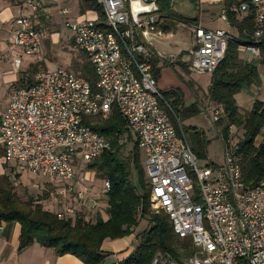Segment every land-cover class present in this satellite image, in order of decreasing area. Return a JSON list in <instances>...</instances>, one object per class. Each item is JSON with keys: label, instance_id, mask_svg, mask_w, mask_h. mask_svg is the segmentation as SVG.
<instances>
[{"label": "built area", "instance_id": "2783aa9c", "mask_svg": "<svg viewBox=\"0 0 264 264\" xmlns=\"http://www.w3.org/2000/svg\"><path fill=\"white\" fill-rule=\"evenodd\" d=\"M24 2L32 13L44 9L43 0ZM96 2L102 7L103 21H69L66 27L74 48L93 66L97 93L75 72L60 66L38 73L33 80L23 75L0 124L4 163L20 175L46 178L66 197L74 196L84 205L85 192L70 185L79 179L77 165L98 160L111 149L86 120L107 119L116 108L145 153L153 212L165 213L177 238L190 239L192 244V256L181 262L158 253L151 264H264V181L254 188L245 185L236 146L226 148L223 166L202 163L182 126L177 129L173 124L174 114L157 88L151 64L149 47L162 36L156 4ZM138 3L150 8L137 10ZM230 12L253 24L252 31H244L248 39L239 51L259 56L264 46V0H232ZM15 24L14 44L27 56L39 55L43 39L30 18H18ZM194 40L192 70L212 75L234 35L197 27ZM14 65L21 70L20 59ZM208 113L213 122L223 117L217 107ZM103 187L107 193L110 183L104 181ZM71 214L73 209L66 207L58 217ZM141 218L139 212L137 219Z\"/></svg>", "mask_w": 264, "mask_h": 264}, {"label": "trees", "instance_id": "16d2710c", "mask_svg": "<svg viewBox=\"0 0 264 264\" xmlns=\"http://www.w3.org/2000/svg\"><path fill=\"white\" fill-rule=\"evenodd\" d=\"M8 1L13 4L17 0ZM82 1L85 9L96 12L100 20H104L102 7L96 0ZM155 4L158 8L157 26L164 33H176L179 25L188 23L185 17L174 11L173 0H156ZM224 7L228 12V22L238 35L229 43L224 60L211 75L208 96L210 102L223 111V117L217 125L221 128L220 134L226 147L229 146L231 128L243 129V138L236 145V153L241 157L245 185L254 188L264 181V141L257 144L258 137L264 134V104L256 102L251 112L242 115L235 100L238 93L259 77L256 64L241 60L239 51L248 39L244 31H252L253 24L251 19H239L230 12L232 0H224ZM261 55L264 56V46ZM152 56L153 76L157 84L160 77L159 59L153 53ZM75 73L91 86L93 93H97V77L89 61L81 68L76 67ZM160 93L174 114L171 118L175 127L178 129L181 125L189 136L195 155L200 160H208L210 141L205 133L194 126H183L184 122L200 115V107L195 103L186 106V97L180 89ZM86 124L111 145V149L100 159L87 165L99 180L110 183V190L106 193L108 221L98 218L96 223H91L82 216H76L75 220L69 216L60 219L56 213L45 210L41 201L33 197L23 201L14 191L12 182L8 178H0V226L19 224L18 252L38 244L53 250L58 257L71 255L83 264H105L110 255L102 249L104 242L134 235V229L139 226L137 217L141 212L142 218L148 219L149 227L136 236L134 251L121 264H151L158 253L170 254L179 262L192 256L191 240L178 239L169 217L151 210V188L145 178L137 142L133 143L127 157L122 155L124 137L128 136L130 142L133 139L118 110L113 108L107 119H88ZM0 155H4L3 151Z\"/></svg>", "mask_w": 264, "mask_h": 264}, {"label": "crops", "instance_id": "0c3cea01", "mask_svg": "<svg viewBox=\"0 0 264 264\" xmlns=\"http://www.w3.org/2000/svg\"><path fill=\"white\" fill-rule=\"evenodd\" d=\"M191 3L197 7V10L199 6H207L209 8H215L222 4L224 6V0H191ZM43 4L44 9L41 12L32 13L26 7L24 0H17L13 4L8 0H0V87L8 94L5 111L9 106L10 96L19 88L23 75H28L33 80L40 71L52 70L56 66L62 67L60 59L73 50L72 33L66 27V22L100 18L96 12L85 9L82 0H43ZM64 11H68V14H64ZM21 17L30 18L33 28L42 35L43 48L39 55L27 56L22 48L14 44L15 22L16 19ZM237 17L243 19V16ZM187 21H190V23L193 22L191 19H187ZM219 24L218 22L212 24L209 20H202L199 18V21L197 23L193 22L192 26L194 28L201 27L206 30L229 29L228 25L227 28H224ZM194 45V34L191 32H177L176 34L156 38L153 45L149 48L151 53L156 55L159 59L158 68L160 69V77L157 82L161 79L162 72L170 68L167 65L173 64L176 60L181 59L180 61L184 64L190 63L189 66L192 70L191 52L194 49ZM240 53L245 54V58L242 57L244 62H254L256 64L259 73L258 79L251 86L244 88L235 96L239 112L245 115L253 110L256 102L264 104V56H262L261 53L259 56L252 57L246 52L240 51ZM15 59H20L22 62L21 70L19 71L15 68ZM72 61L73 54L72 60H70V64H68L70 68L67 70H71ZM193 72L192 70V73ZM192 75L193 74H191L190 77ZM199 75L201 76L197 78L192 77L191 79L201 87L203 91L209 89L212 76L208 74ZM170 89L171 87H169V84L166 85L165 90ZM194 98L195 97L189 95L186 100L187 102L189 101V103L191 102L190 104L192 105L196 103V101H193L195 100ZM186 106L189 105L186 103ZM200 110L203 112L201 107ZM208 161L215 166L221 167L225 164V155L219 160L214 161L211 159L209 152ZM92 176L93 175L89 173H77L76 177L79 179H76L74 183L70 184L76 191L85 192L88 200L82 205L75 199L77 203L74 204L73 214L66 215V217L69 216L75 220L76 216H82L86 222L91 223H96L98 218H101L104 222L108 221L109 206L106 192H104V181L95 179L93 182H90L91 180H89V186L82 187L81 185L84 181H87L88 178L91 179ZM62 190L63 189L58 192V195L61 199L64 198L63 201L65 203L58 201L56 204L51 203L50 206L45 204V210L58 215V213H62L66 209L69 197H66L67 195H65ZM20 231L21 228L19 224H2L0 226V264H83L71 255L58 257L53 250L45 249L38 244H34L19 253ZM133 239H135V235L116 241L106 240L102 249L109 254L110 257L105 263H113L114 258L112 259L111 255L114 254L121 253L122 255L120 256L126 254L129 256L134 250L132 248L135 242ZM120 256H117L116 259L122 260Z\"/></svg>", "mask_w": 264, "mask_h": 264}, {"label": "rangeland", "instance_id": "374dc122", "mask_svg": "<svg viewBox=\"0 0 264 264\" xmlns=\"http://www.w3.org/2000/svg\"><path fill=\"white\" fill-rule=\"evenodd\" d=\"M173 7L175 12L180 14L181 16L185 17L186 19H191L193 22L197 23L199 21V18L202 20H209L212 24L213 23H220L219 25L221 27L227 28V25L229 29V32H231L234 36H237L236 30L231 27L230 23L228 22V16H226V19H224V13L226 11L225 7L222 5H218V7L215 8H209L207 6H199V9L197 10V7H195L191 0H173ZM192 22V23H193ZM192 23L190 21L186 24L179 25L177 32H184L189 33L191 32L194 34V27L192 26ZM214 26V25H213ZM159 31L162 33V36H167L171 34L176 33H169L166 34L163 31L159 29ZM161 36V37H162ZM155 40L153 41V43ZM73 50H71V53L68 52L63 58L60 59V62L62 63L61 66L65 69L70 68L69 61L72 60V54H73V61L71 64V70L76 72V67L81 68L84 63L88 62V59L86 56L80 52H78L74 45ZM70 51V50H69ZM183 56V55H182ZM240 57L242 60V57L245 58V54L240 53ZM181 60V59H180ZM176 60L173 64H168L167 66L170 67L165 72H162L161 79L157 82V88L161 91H166V85L169 84V87L171 89H180L183 91L184 95L189 97V95L195 97L193 101H196L195 104H197L199 107L202 108L203 112L200 113L196 118L193 120L184 122L185 128L194 126L197 127L199 130L203 131L207 137V139L210 141V145L208 146V156L210 152V157L212 160L216 161L219 160L223 155H225L226 151V145L224 144V141L222 139V136L220 134L221 128L217 125V122H213L208 112L211 111L214 107V104L210 102L209 96H208V89L202 90L201 87H199L191 78H197L201 75H199L196 72L192 73V70L190 69L189 64H184L182 61ZM169 62V61H168ZM46 70L40 71L45 72ZM193 74L191 77L190 75ZM21 86V85H19ZM165 87V88H164ZM206 88V87H205ZM8 97L7 92H4L3 88L0 87V120L1 117L4 114L5 108H6V99ZM187 105H191L189 101L187 102ZM194 104V103H193ZM195 123V124H194ZM244 131L242 128H231L230 133V141L229 146H236L243 138ZM133 142L128 141V136H125L122 143L124 144V149L122 152V155L127 157L129 153L131 152L133 148V143L136 141V137L132 135ZM190 140L189 136H187ZM191 141V140H190ZM264 141V135H261L257 139V144H261ZM145 160V153L141 152V161L142 163ZM202 163H210L208 160H201ZM202 163H199V168H202ZM212 164V163H211ZM214 165V164H212ZM215 166V165H214ZM78 170L77 173H89L93 175L90 178H88L87 181H84L81 184L82 187L89 186L88 184L90 182H93L95 179L99 180L97 178V175L95 172L90 171L87 168V164L79 163L77 165ZM17 176H20L19 179H17ZM8 178L10 182H12L14 191L16 194L23 200L26 201L28 197H33L35 200L41 201L43 206L45 207L47 204L50 206L51 203H57L60 201L61 203H65L63 200L59 197L58 192L61 189H58L54 187L53 185L49 184L48 180L44 177H29V176H23L18 175L15 168H13L10 165H7L4 163L3 159L0 158V178ZM91 180L90 182H88ZM99 183V182H98ZM82 190V189H81ZM102 191V190H101ZM87 195H85L86 201ZM67 200V206L70 208H74V204L77 203L75 201L74 197L68 198ZM152 212L154 211L151 207ZM154 213V212H153ZM149 227L148 219L141 218L139 220V226L134 229V235L135 239H133L135 242L132 245V248L135 249L137 245L136 236L146 230ZM134 251V250H133ZM119 254L111 255L112 259L114 260L113 263L115 264L118 262L119 264L122 263V261L125 260V258H128L129 256ZM117 256H120V259H116ZM117 260V261H115ZM106 264V263H105ZM108 264V262H107Z\"/></svg>", "mask_w": 264, "mask_h": 264}, {"label": "bare ground", "instance_id": "6f19581e", "mask_svg": "<svg viewBox=\"0 0 264 264\" xmlns=\"http://www.w3.org/2000/svg\"><path fill=\"white\" fill-rule=\"evenodd\" d=\"M136 9L137 10H148L149 8H150V6L149 5H143V4H136Z\"/></svg>", "mask_w": 264, "mask_h": 264}, {"label": "water", "instance_id": "95a60500", "mask_svg": "<svg viewBox=\"0 0 264 264\" xmlns=\"http://www.w3.org/2000/svg\"><path fill=\"white\" fill-rule=\"evenodd\" d=\"M144 2L147 4H154L156 0H144Z\"/></svg>", "mask_w": 264, "mask_h": 264}]
</instances>
